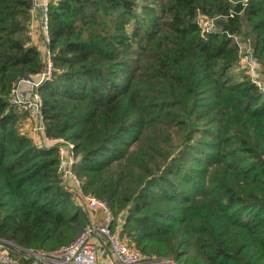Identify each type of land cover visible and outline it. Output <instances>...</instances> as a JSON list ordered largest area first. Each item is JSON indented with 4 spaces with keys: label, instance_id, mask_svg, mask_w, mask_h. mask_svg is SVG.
<instances>
[{
    "label": "trees",
    "instance_id": "obj_1",
    "mask_svg": "<svg viewBox=\"0 0 264 264\" xmlns=\"http://www.w3.org/2000/svg\"><path fill=\"white\" fill-rule=\"evenodd\" d=\"M31 5L0 0V239L51 251L89 217L61 179L58 148L17 128L27 112L12 89L45 69L28 37ZM198 16L218 17L215 29ZM245 24L264 71V0L49 7L46 134L74 144L83 188L126 215L125 236L150 258L264 264V85L235 73Z\"/></svg>",
    "mask_w": 264,
    "mask_h": 264
},
{
    "label": "built area",
    "instance_id": "obj_2",
    "mask_svg": "<svg viewBox=\"0 0 264 264\" xmlns=\"http://www.w3.org/2000/svg\"><path fill=\"white\" fill-rule=\"evenodd\" d=\"M54 0H32L30 14L39 19L43 41L46 45L45 69L21 78L12 89V102L17 107L27 106L32 116L41 123L39 131L46 147H57L59 151L58 171L61 179L77 197L76 203L89 214V221L83 233L72 243L52 251L32 250L20 247L10 241L0 239V264H174L170 260L157 261L144 255L130 245L124 234L126 215L116 216L109 205L101 198L84 194L79 176L74 171L78 159L74 155V144L64 139L50 138L46 134V125L42 118L43 100L39 87L52 78L53 64L49 51L51 41L49 25V7ZM206 31L215 29L216 18ZM32 27V26H31ZM31 35V33L29 32ZM32 36V35H31ZM256 83V82H255ZM259 85L263 88V85ZM57 143L59 145H57Z\"/></svg>",
    "mask_w": 264,
    "mask_h": 264
},
{
    "label": "rangeland",
    "instance_id": "obj_3",
    "mask_svg": "<svg viewBox=\"0 0 264 264\" xmlns=\"http://www.w3.org/2000/svg\"><path fill=\"white\" fill-rule=\"evenodd\" d=\"M229 1H231L233 4H235L236 2H240L241 0H229ZM244 1H246V0H244ZM30 16H31V14H30ZM31 20H32V16H31ZM31 20H30L29 25H28V37L30 38V40H31V35L33 36L34 35V31H35L34 28H32L34 26V24L33 23L31 24ZM36 20L40 24V20L39 19H36ZM198 20H199L200 24L202 23L204 26H207V27L209 26L208 24L212 22L210 20H207L203 16H198ZM244 28H245L244 33H242L241 35H238L237 38H236V44H237V46L240 49L241 59H240L239 69H237V71L235 73H238L241 70H243L246 74H248L249 76L252 77V80L254 82H256V84L260 83V85H264V83H263V79H264L263 66H261V63L259 62V60H257L254 57V55H253L254 50H253V46H252V39L250 38L251 37L250 29L248 28V26L246 24H245ZM29 32L31 33V35L29 34ZM44 59H46V57ZM17 108L20 111L27 112V115H25V117L22 120H20V122L17 124L18 130L21 133H24V134H27L29 136H32L33 137L32 138L33 141L36 144H38L40 147H43L45 145H47V146L52 145L53 143L49 144V143L44 142L46 140L42 136L39 135V134H41V132L39 131V126H40L41 120L40 119L36 120L32 116V114L30 113L31 111L28 110L27 106H22L20 108L19 107H17ZM42 118H43V116H42ZM55 139H58V138H55ZM57 145H59V144L57 143ZM64 184H65V187L67 189H69V187L66 185V183H64ZM83 190H84V194H88L89 193V192H86L84 188H83ZM71 193L73 194V197H74L73 200L76 203L77 197H76V195H75V193L73 191ZM89 194L95 195L93 193H89ZM95 196H97V195H95ZM127 240L130 243V245L136 246L135 243L131 240L130 237L127 236ZM154 259L157 260L158 262L162 261V260H169L167 258H158L159 259L158 260L157 257H155ZM170 261H172V260H170ZM174 264H176V263L174 262Z\"/></svg>",
    "mask_w": 264,
    "mask_h": 264
},
{
    "label": "crops",
    "instance_id": "obj_4",
    "mask_svg": "<svg viewBox=\"0 0 264 264\" xmlns=\"http://www.w3.org/2000/svg\"><path fill=\"white\" fill-rule=\"evenodd\" d=\"M32 23L34 24V26L32 28H34L35 31H34V35L31 36V44L35 45L36 47H38V48L42 49L44 52H46V49H45L46 45L43 41L41 25L39 24V22L35 18L31 20V24ZM88 216H89V214H88Z\"/></svg>",
    "mask_w": 264,
    "mask_h": 264
}]
</instances>
